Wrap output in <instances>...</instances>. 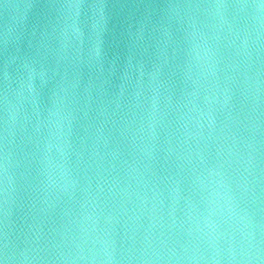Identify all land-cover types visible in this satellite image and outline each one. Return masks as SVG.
Masks as SVG:
<instances>
[{"label":"water","instance_id":"water-1","mask_svg":"<svg viewBox=\"0 0 264 264\" xmlns=\"http://www.w3.org/2000/svg\"><path fill=\"white\" fill-rule=\"evenodd\" d=\"M238 2L0 0V264H264Z\"/></svg>","mask_w":264,"mask_h":264},{"label":"snow or ice","instance_id":"snow-or-ice-1","mask_svg":"<svg viewBox=\"0 0 264 264\" xmlns=\"http://www.w3.org/2000/svg\"><path fill=\"white\" fill-rule=\"evenodd\" d=\"M237 6L244 10L245 16L254 15L258 9L261 19H264V0H239Z\"/></svg>","mask_w":264,"mask_h":264}]
</instances>
